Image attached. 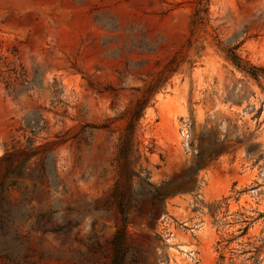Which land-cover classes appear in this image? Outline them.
I'll return each mask as SVG.
<instances>
[{
  "label": "rangeland",
  "instance_id": "374dc122",
  "mask_svg": "<svg viewBox=\"0 0 264 264\" xmlns=\"http://www.w3.org/2000/svg\"><path fill=\"white\" fill-rule=\"evenodd\" d=\"M200 2L0 0V264H112L121 195L126 264H264V0Z\"/></svg>",
  "mask_w": 264,
  "mask_h": 264
},
{
  "label": "trees",
  "instance_id": "16d2710c",
  "mask_svg": "<svg viewBox=\"0 0 264 264\" xmlns=\"http://www.w3.org/2000/svg\"><path fill=\"white\" fill-rule=\"evenodd\" d=\"M206 1L201 0L200 7H202L197 11L196 20L203 21L204 15L203 12H206ZM195 23V20H194ZM229 58L234 63V65L243 72H246L252 75L254 78L259 77V69L255 67L248 66L242 59L239 57L232 49L229 50ZM140 114L136 116L127 126L126 132L122 135L119 145H118V160L120 162V178L123 175L131 180L134 176H136V172L131 168V156L135 150V140H136V120L140 118ZM9 175H15V171L9 172ZM150 187V190H146L147 196H152L155 198L160 197V193L155 185L147 183ZM120 189V181L117 182L115 187V192H119ZM131 197V196H130ZM119 211L122 216L123 228L120 229L114 238V247L115 254L113 257L112 264H126L127 252L125 249V239L127 236V221L129 217V213L131 211V206H129L125 202V196L121 195L119 202ZM162 213L165 212V207L163 206L161 209Z\"/></svg>",
  "mask_w": 264,
  "mask_h": 264
}]
</instances>
